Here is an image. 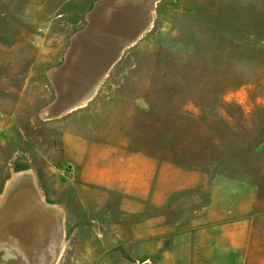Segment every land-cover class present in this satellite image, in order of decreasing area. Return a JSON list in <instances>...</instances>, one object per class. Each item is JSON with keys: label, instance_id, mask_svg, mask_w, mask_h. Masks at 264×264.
Masks as SVG:
<instances>
[{"label": "rangeland", "instance_id": "rangeland-1", "mask_svg": "<svg viewBox=\"0 0 264 264\" xmlns=\"http://www.w3.org/2000/svg\"><path fill=\"white\" fill-rule=\"evenodd\" d=\"M22 251L264 264V0H0V264Z\"/></svg>", "mask_w": 264, "mask_h": 264}, {"label": "crops", "instance_id": "crops-1", "mask_svg": "<svg viewBox=\"0 0 264 264\" xmlns=\"http://www.w3.org/2000/svg\"><path fill=\"white\" fill-rule=\"evenodd\" d=\"M91 23H89V25H87V27L86 28H84V29H82V30H86V31H89V30H92V26L90 25ZM81 30V29H80ZM84 33V32H83ZM23 252V251H22ZM24 253V252H23ZM25 255H26V258H24V257H20V256H18V257H13V259H11V260H8V261H5L4 260V256H5V252H4V256L2 257L3 258V261L5 262V263H8V262H17V264H19V263H22V264H32L31 263V258H30V256L29 255H27V253H24ZM33 260V259H32ZM19 261V262H18Z\"/></svg>", "mask_w": 264, "mask_h": 264}]
</instances>
